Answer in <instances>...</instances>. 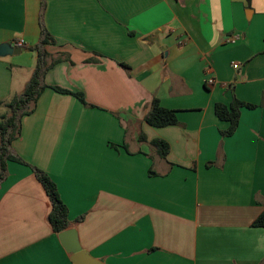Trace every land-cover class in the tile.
Listing matches in <instances>:
<instances>
[{
    "label": "crops",
    "instance_id": "crops-1",
    "mask_svg": "<svg viewBox=\"0 0 264 264\" xmlns=\"http://www.w3.org/2000/svg\"><path fill=\"white\" fill-rule=\"evenodd\" d=\"M43 29L45 61L59 60L43 83L89 106L46 88L22 117L9 147L22 163L7 161L0 182V264H73L33 168L103 264H264V228L252 227L264 210V0H0V45L24 43L0 57V102L23 93ZM154 99L178 125L144 122ZM233 99L256 107L223 137L214 106Z\"/></svg>",
    "mask_w": 264,
    "mask_h": 264
},
{
    "label": "trees",
    "instance_id": "trees-1",
    "mask_svg": "<svg viewBox=\"0 0 264 264\" xmlns=\"http://www.w3.org/2000/svg\"><path fill=\"white\" fill-rule=\"evenodd\" d=\"M42 35L43 36L39 45L29 49L30 51L36 53V64L23 93L10 98L6 102H0V109H2L0 110V182L5 178L7 161L22 163L20 159L10 155L9 147L11 143L20 135L22 117L29 115L33 111L37 99L46 88H50L59 94L71 95L82 105L89 106L85 102L82 93L72 92L59 87H48L43 83L48 70L52 68L54 64L59 62V60H55L52 61L51 64H47L45 59L48 54L42 51V47L51 45L54 41L44 29ZM120 66L127 69L124 64H120ZM242 107L252 109L256 106L242 103L236 99H233L229 106L221 103L215 104V116L220 121L228 123L227 129L221 132L223 137L231 136L235 132L240 117V108ZM144 122L153 128H164L178 125L177 111L163 108L160 105L159 100L154 99L150 104L148 112L144 116ZM139 141H145V137L142 134L139 136ZM151 144L155 148L157 154L162 159H165L169 151L168 144L160 139L151 141ZM33 172L50 199L52 207L48 220L53 231L59 234L69 229V222L67 219L68 211L66 206L60 200L54 183L40 170L33 168ZM252 227L264 228V210L252 223Z\"/></svg>",
    "mask_w": 264,
    "mask_h": 264
},
{
    "label": "water",
    "instance_id": "water-1",
    "mask_svg": "<svg viewBox=\"0 0 264 264\" xmlns=\"http://www.w3.org/2000/svg\"><path fill=\"white\" fill-rule=\"evenodd\" d=\"M20 51V48L13 47L8 43L0 45V57L16 55L19 54ZM58 239L63 249L68 254H71L70 260L73 264H103L102 261L93 259L87 252L82 250L75 229L71 228L59 233Z\"/></svg>",
    "mask_w": 264,
    "mask_h": 264
},
{
    "label": "built area",
    "instance_id": "built-area-1",
    "mask_svg": "<svg viewBox=\"0 0 264 264\" xmlns=\"http://www.w3.org/2000/svg\"><path fill=\"white\" fill-rule=\"evenodd\" d=\"M230 41L233 42V39H230ZM23 46H24V43H23L22 40H20V41H18V42L16 43V47H18V48H20V49L23 48ZM233 68H234V69L237 68V65H233ZM214 83H215L214 78H209V79H207L206 82H205V84H206L207 86H213Z\"/></svg>",
    "mask_w": 264,
    "mask_h": 264
},
{
    "label": "rangeland",
    "instance_id": "rangeland-1",
    "mask_svg": "<svg viewBox=\"0 0 264 264\" xmlns=\"http://www.w3.org/2000/svg\"><path fill=\"white\" fill-rule=\"evenodd\" d=\"M31 52V54H32V58H33V60H34V67H35V64H36V62H35V59H36V53L35 52H33V51H30ZM28 62V60H26V63ZM31 63H32V60H31Z\"/></svg>",
    "mask_w": 264,
    "mask_h": 264
}]
</instances>
